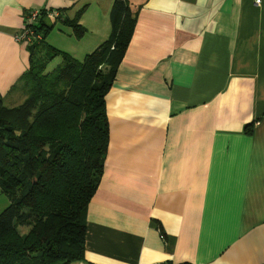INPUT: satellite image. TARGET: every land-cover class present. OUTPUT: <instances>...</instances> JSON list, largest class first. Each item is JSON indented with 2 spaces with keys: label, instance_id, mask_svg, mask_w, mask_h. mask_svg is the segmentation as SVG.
<instances>
[{
  "label": "crops",
  "instance_id": "crops-1",
  "mask_svg": "<svg viewBox=\"0 0 264 264\" xmlns=\"http://www.w3.org/2000/svg\"><path fill=\"white\" fill-rule=\"evenodd\" d=\"M113 1L0 0L4 101L23 97L24 12L77 17L81 39L57 27L78 59L108 38ZM126 2L135 21L105 97L103 172L84 257L69 264H264V0Z\"/></svg>",
  "mask_w": 264,
  "mask_h": 264
},
{
  "label": "trees",
  "instance_id": "trees-1",
  "mask_svg": "<svg viewBox=\"0 0 264 264\" xmlns=\"http://www.w3.org/2000/svg\"><path fill=\"white\" fill-rule=\"evenodd\" d=\"M39 11L33 28L42 40L27 45L29 66L13 88L22 100L8 106L0 94V187L9 197L0 212V264L84 257L86 210L109 141L105 97L135 21L126 0H114L108 38L79 60L46 42L58 21L81 39L86 29L77 17L62 19L57 10L51 20Z\"/></svg>",
  "mask_w": 264,
  "mask_h": 264
},
{
  "label": "built area",
  "instance_id": "built-area-1",
  "mask_svg": "<svg viewBox=\"0 0 264 264\" xmlns=\"http://www.w3.org/2000/svg\"><path fill=\"white\" fill-rule=\"evenodd\" d=\"M262 0H254L256 5H260ZM40 9H30L28 16L24 19L23 26L21 29L14 35V39L17 42L30 45L34 42H39L42 40V35L37 33L33 28V24L36 22L39 15ZM47 10L48 18L53 20L58 17L59 12L55 9H45Z\"/></svg>",
  "mask_w": 264,
  "mask_h": 264
},
{
  "label": "rangeland",
  "instance_id": "rangeland-1",
  "mask_svg": "<svg viewBox=\"0 0 264 264\" xmlns=\"http://www.w3.org/2000/svg\"><path fill=\"white\" fill-rule=\"evenodd\" d=\"M75 38V37H74ZM76 39V38H75ZM46 40L53 44H57L60 50L62 47L64 48H74L71 43H69L68 38L65 36V34H62L61 32L58 31L57 24L54 26V28L46 35ZM57 45H55L57 47ZM64 51V50H63ZM84 55H80L78 57L79 60H82ZM58 61H60L59 58H55L53 61H51L48 65V68L51 69L53 68ZM5 104L9 106V102L5 101ZM9 204V197L6 192H3L1 187H0V212Z\"/></svg>",
  "mask_w": 264,
  "mask_h": 264
}]
</instances>
